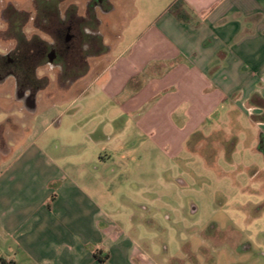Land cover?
<instances>
[{"label": "rangeland", "instance_id": "374dc122", "mask_svg": "<svg viewBox=\"0 0 264 264\" xmlns=\"http://www.w3.org/2000/svg\"><path fill=\"white\" fill-rule=\"evenodd\" d=\"M36 1L0 0V52L18 36L40 34L32 24L24 26L25 19L14 27L11 15L13 8L32 10ZM88 1L65 4H75L83 17ZM111 2L116 32L125 38L110 54L106 44L114 31L98 28L105 46L72 88L63 87L57 69L41 68L48 87L30 113L14 98L11 79L0 85V149L16 150L22 140L38 137V148L100 210L110 239L133 245L128 264H264V155L257 128L245 115L230 113V103L200 124L192 122L199 125H190L184 103L122 115L96 78L140 33L139 14L150 19L167 0ZM95 15L105 20L99 9ZM106 51L110 55L99 57ZM174 93L163 88L155 104ZM11 248L1 239L4 258H14ZM17 264L26 263L19 258Z\"/></svg>", "mask_w": 264, "mask_h": 264}, {"label": "crops", "instance_id": "0c3cea01", "mask_svg": "<svg viewBox=\"0 0 264 264\" xmlns=\"http://www.w3.org/2000/svg\"><path fill=\"white\" fill-rule=\"evenodd\" d=\"M178 1L167 0L150 19L141 12L136 20L143 22L140 33L96 81L122 115L184 103L190 125H199L230 103V113L245 115L257 128L261 152L264 0H182L190 23L170 13ZM115 9L105 16L114 31L106 44L110 54L125 38L116 32ZM165 87L175 93L155 104ZM37 142L34 136L16 150L0 149V241L12 245L14 254L7 259L0 254V264H17L19 258L26 264H99L95 250L109 257L106 264H128L133 245L110 239L97 206Z\"/></svg>", "mask_w": 264, "mask_h": 264}, {"label": "flooded vegetation", "instance_id": "af4514ba", "mask_svg": "<svg viewBox=\"0 0 264 264\" xmlns=\"http://www.w3.org/2000/svg\"><path fill=\"white\" fill-rule=\"evenodd\" d=\"M36 2L29 11L13 8L12 22L19 28L25 19L24 26L32 24L47 40L40 34L18 36L6 53L0 52V85L5 87L11 79L13 96L24 108L32 101L37 103L39 93L48 87L45 77L38 73L41 68L57 69L60 83L67 89L88 75L89 60L105 46L101 42L103 33L98 28L106 25L109 28L106 20L98 19L95 11L99 9L105 18L114 9L111 0H89L86 15L82 17L78 7L73 3L66 5V0Z\"/></svg>", "mask_w": 264, "mask_h": 264}, {"label": "trees", "instance_id": "16d2710c", "mask_svg": "<svg viewBox=\"0 0 264 264\" xmlns=\"http://www.w3.org/2000/svg\"><path fill=\"white\" fill-rule=\"evenodd\" d=\"M170 13L179 21L182 23H190L192 21L190 14L186 10L185 3L180 0L176 2L171 8H170ZM260 151L264 154V138L261 137L260 145H259ZM95 258L99 260L101 263H106L108 260V256L106 257L105 260H100L98 256L95 254ZM2 264H5L1 260Z\"/></svg>", "mask_w": 264, "mask_h": 264}, {"label": "water", "instance_id": "95a60500", "mask_svg": "<svg viewBox=\"0 0 264 264\" xmlns=\"http://www.w3.org/2000/svg\"><path fill=\"white\" fill-rule=\"evenodd\" d=\"M25 108H26V110L28 112L35 113L37 111V103H36V101L30 102V104L27 105Z\"/></svg>", "mask_w": 264, "mask_h": 264}]
</instances>
